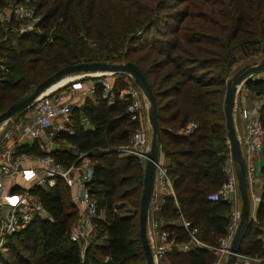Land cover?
<instances>
[{
	"label": "trees",
	"instance_id": "1",
	"mask_svg": "<svg viewBox=\"0 0 264 264\" xmlns=\"http://www.w3.org/2000/svg\"><path fill=\"white\" fill-rule=\"evenodd\" d=\"M116 1L125 3V21L119 28L114 29V36L109 35L104 44L99 41L100 47L112 49L120 58L134 48L133 43L141 38L144 31L149 36L153 33V38L161 37L159 42L163 45L156 47L163 55V66L171 65L174 69L171 74L167 72L164 82L172 77L178 79L164 86L162 91L156 90L149 71L130 60L146 75L155 98L157 99V95L161 93L168 99L162 104L156 102L160 125L159 147L172 178L178 205L173 204V197L170 194H163V201L159 206L162 218L160 228L166 229L175 241L189 240L188 230L196 228L195 234L201 241L215 245L226 231L231 201L211 197V194L227 180L225 161L228 150L220 136L212 135L219 131L221 124L210 116L216 114L215 107L219 104L217 95L220 93V87L225 84L228 71L226 69L237 61L238 57L234 54L235 49H238L237 44L247 41V38L241 35H253L251 43L257 42L258 37L264 39V0H213L208 9L203 6L209 3L198 4L196 10H189L186 13L183 9L180 15L183 16L182 19L177 17L174 24L166 22L165 26L158 27L155 23L159 20L160 14L156 6L152 8L150 5H144L135 10L129 4V0ZM145 1L147 4L150 0ZM167 1L178 6L185 0L164 2ZM3 2L4 0H0V5ZM95 7V0H54V3L42 13L40 24L37 25V29L43 31L37 34L39 37L36 47L17 49L9 43L7 36V38L2 36L3 31L0 29V58L4 57V60H0V109L1 102L7 99L8 94L4 89L9 86L8 83L12 81V86H15L17 80L26 81L29 77L28 71L35 70L40 60L42 67L38 70L55 71L68 63L111 59L110 50H106L105 54H99L77 35L81 29L85 31L92 29L91 19ZM188 17L219 25V28L226 32L220 36L192 29L189 33L179 36L177 32ZM55 19L57 32L48 36L46 23ZM168 20L170 19L166 21ZM183 28L189 30L187 27ZM138 29L142 30L141 33L138 35L135 33L130 37L132 32ZM161 35H164V38ZM211 39L216 40L218 49L224 46L225 53L222 56L214 49L204 48L203 51L207 52V55L200 57L192 50H184L182 46L183 41L192 46L193 43L196 45L200 43L199 41ZM42 44L49 52L44 63L37 54ZM175 50L187 53L182 58L174 52ZM21 56H27V67L23 66ZM214 64L217 70H212L211 66ZM24 68H27L26 72ZM37 74V70L33 72L32 81L36 80ZM109 79L111 89L106 96H103V86L95 83L94 94L86 97L80 106L74 107L73 131H59L56 134V139L66 140L75 152L65 147L51 151L56 161L64 165L75 161L82 153L92 160L89 190L102 216L94 220L90 240L81 250L79 245L69 238L76 207L70 200L68 186L58 181L46 189L38 187L33 191L42 201L46 216L34 218L27 226L7 236L8 248L4 252L0 250V264H129L134 260L139 261V264H145L138 231L137 208L143 166L137 156L120 155L112 149L119 143L127 144L131 131L136 129L140 122L131 119L126 113L129 98L119 97V89L124 84L122 76ZM245 86L256 94H264L262 78L247 80ZM167 107L174 108L163 116L161 110H166ZM220 109L222 112L223 109ZM81 114L87 116L90 126H83L79 119ZM258 116L264 128V103L258 108ZM193 118L195 126L189 133L178 131ZM21 149L43 153V150L35 145H25ZM262 153L264 159V135ZM262 173L263 181L257 208L240 244V253L243 254L257 256L264 254L259 227L264 222V170ZM125 200L134 206V209L137 208V211L119 213L115 207L119 204L118 201ZM182 218L189 222L187 227L183 225ZM167 255L171 258L172 264H211L214 259L210 249L197 245L186 251L174 246Z\"/></svg>",
	"mask_w": 264,
	"mask_h": 264
},
{
	"label": "built area",
	"instance_id": "2",
	"mask_svg": "<svg viewBox=\"0 0 264 264\" xmlns=\"http://www.w3.org/2000/svg\"><path fill=\"white\" fill-rule=\"evenodd\" d=\"M29 0L15 1L9 6V15L1 16L0 22L11 17L16 18L20 24L27 21L22 30H29L31 19L35 18V10L29 6ZM33 5V3H32ZM2 8H0L1 10ZM6 17V18H5ZM110 74L90 75L91 82L86 84L82 75H75L67 80L55 90L44 93L37 97L30 105V119H17L11 121L9 125L1 126L0 131V246L6 242L7 236L19 231L27 226L34 218L46 216L42 201L33 191L36 188L46 189L55 185L58 181L65 183L70 191V200L76 207V214L72 222L69 238L76 242L83 250L88 243L92 233L93 222L102 216L98 210L96 200L89 190V180L92 175V163L85 157L80 159L79 154L75 161L68 165L56 161L51 149L54 137L59 131L72 132V115L76 102L68 93L74 90H82L83 93L93 95L94 84L99 83L103 86V96L111 89ZM124 84L119 89V97L129 98L126 113L131 119L140 121L143 115L142 94L133 79L126 74L122 77ZM64 86V89L62 88ZM112 100H110L111 102ZM236 115V107H235ZM237 116L242 123L243 134H239L237 125L236 132L240 137L242 153L246 166L247 182H251L256 177V162L254 154L262 148L264 128L259 120L258 108L242 106L238 109ZM236 118V117H235ZM83 126H90L86 115L79 116ZM195 126L194 121H188L178 131L189 133ZM49 130H53L50 132ZM55 132V134H53ZM11 140V141H10ZM149 144L146 130L138 126L131 131L130 141L127 144L115 145L112 149L120 154H132L137 156L140 163L144 166L145 151ZM35 145L43 150V153H35L21 149L22 146ZM75 152V149L68 143V147ZM88 157V156H87ZM231 159V157H230ZM226 170V168H225ZM235 171V170H234ZM228 174L227 180L223 182L212 198H224L232 201L238 196L237 180L235 172ZM154 185L162 194H170L176 201L175 192L172 186V178L165 163H158L155 166ZM255 200L259 199L258 194L251 190ZM177 203V201H176ZM150 207V205H149ZM229 221L226 224V231L220 238L217 248L227 253L232 234L239 219V209H231ZM162 220L148 218V239L151 246L155 262H163L166 252L174 246L182 251L190 249L192 246H205L210 249L212 246L201 241L195 234L196 228L188 230L190 238L187 241H175L172 235L160 228ZM185 227L189 222L182 218ZM262 247L264 249V232L260 234ZM264 264V254L262 256L248 255L243 253L236 254L233 264Z\"/></svg>",
	"mask_w": 264,
	"mask_h": 264
},
{
	"label": "rangeland",
	"instance_id": "3",
	"mask_svg": "<svg viewBox=\"0 0 264 264\" xmlns=\"http://www.w3.org/2000/svg\"><path fill=\"white\" fill-rule=\"evenodd\" d=\"M15 1H22L24 2L25 0H4V2L0 5V8H2L0 10V14L1 16H8L9 15V5L14 3ZM30 4H28L29 6H31L32 8L34 7L35 10V18L31 19V21L29 22L31 24V27L29 30H22V28H25L23 25L25 23H27V21H23V24H20L19 21L14 18L11 17L9 20L5 19L4 21H1L0 23V29H2V36L7 38L9 40V43H11V45H13L14 47H16L17 49L23 47V48H27V47H36V42H38L37 37H39L37 34H39V32L43 31V29H37V25L40 24V20H41V15L42 13L54 3V0H45L46 2L44 3V0H29ZM88 1V0H86ZM165 0H150L147 4L145 0H129V4H131L134 9L136 10V8H142L144 5H150L152 8H154L156 6V10L159 12L160 14V18L157 21V23H155L158 26H165V23L167 22V24H174V20L177 19V17H180V19H182L183 16H180L182 13L181 11H183V9H185V13L186 11L189 12L190 11H194L197 9L198 4H208L209 5H204L203 7H205L206 9H208L211 6V3L213 0H185L182 1L181 3H179V5H175L173 3H168L164 2ZM96 2V7L93 11V17L91 19V24H92V29L90 31H85L84 29H81L78 31V36L81 37L82 40H84L86 42V44H88V46L92 47L94 49V51L99 52V54H105L107 51L106 50H110V53H112V57L111 59H107L105 61H109V62H124L126 60H133L134 62L138 63L144 70H146L147 72L149 71V75L150 78L153 79V82H155L154 84V89H158L160 91H162L161 89L164 88V86L166 85H170V83H172L175 80H178L177 77H172L169 80L165 81V76L167 74V72L169 74L172 73V70H174L172 68L171 65H167V66H163V55L160 54L159 49L156 46H162L163 44H161L160 38H153L152 35V30L151 33L152 35L149 36L147 35L146 31H144L141 34V38L137 39L134 43L133 46L134 48L131 49V51L122 56V57H118V54L114 51H112V49H107L103 46L100 47L99 45V41H102L103 44L105 43V41L108 39L109 35L114 36L115 28H119V25L125 21V9L126 6L123 4V2H117L116 0H95ZM158 2H160V4L158 5ZM180 2V1H179ZM33 3V5H32ZM42 3V4H41ZM41 4L40 8H38V6ZM134 10V12H135ZM5 17V18H6ZM173 17V18H172ZM130 18V17H129ZM170 19L168 21H166L167 19ZM179 19V18H178ZM56 19L54 21H47L45 28H47V34L48 36L55 34L57 32L55 25H56ZM25 22V23H24ZM166 24V25H167ZM183 27H187L189 30L184 29ZM201 30V31H205V32H210L211 34H219L220 36L224 35L226 31H222L218 26L212 25L210 23H205V22H200L196 19H193V17H188L186 18V20L183 21V23L181 24V28H179L178 30V35L182 36L183 33H189L190 30ZM140 31H142L141 29L135 30L134 32H132V34L130 35V37L133 34H139L141 33ZM222 31V32H220ZM22 34V36L20 35ZM145 34V35H144ZM7 36V37H6ZM21 36V38H19ZM154 36V35H153ZM162 38H164V35ZM243 38H247V41L237 44L238 49L234 51V54L238 57L237 61H235L233 64H231V66H229L227 72H226V78L225 80L227 81L228 78L231 77V75L236 72L241 66L248 64V63H252L254 61H259L260 59L264 58V39L261 37H258V41L257 42H253L251 43L253 38V35H246V34H242L241 35ZM122 38V37H121ZM171 38V37H169ZM207 41L210 42H214V43H208ZM200 43L196 44L193 43L192 46L188 45V43L184 42L182 43L183 49L185 50H192V52H196L198 54V56L202 57L207 55V52H204L203 49H214L216 50L215 52L218 54L220 53L221 56L222 54H224V46L222 45L221 49H218L217 45H216V40L212 41L211 40H205V41H199ZM223 42V40H222ZM236 42V41H234ZM122 46L125 47V45L123 44ZM123 49V48H122ZM174 52H176L177 54H179L182 58H184L185 54L187 52H180L175 50ZM41 58L42 61L44 63V59L49 55V52L47 50L44 49V44L41 45L40 50L38 51V53ZM117 54V55H116ZM219 54V55H220ZM2 59L4 60V57H2ZM0 58V60H2ZM22 62H23V66L27 67V56H21ZM41 64V60L39 61L37 67L35 68V70L33 71H28V75L29 77H27L26 81H16V85H13V82H9V86H7L4 90L5 92L8 94L7 95V99L1 102V109L0 112L12 101L17 100L21 97H23L24 95H26L28 92H30L33 87L36 85V83L41 80L42 78H44L46 75L52 73L54 70H38L40 67H42ZM212 67V70H217L216 65L214 64ZM210 67V68H211ZM27 68H24V71L26 72ZM38 71V74L35 76L36 80L32 81L33 78V72ZM203 70V69H202ZM206 71V70H205ZM195 72H197V70H195ZM264 70L258 72V73H262L263 74ZM91 72H85V73H76V74H68V75H79V74H84L82 75V79L84 80V82L86 84L89 83L90 79L93 76H90ZM122 76H126L125 73H121V72H114L110 74V77H115L118 76L119 77ZM67 75H65L66 77ZM64 77V76H63ZM16 78V77H15ZM17 79V78H16ZM29 81V85L27 86V82ZM225 81V83H226ZM225 84H223L220 87V93L219 95H217V100L219 102V104L216 105L215 109H216V114L215 115H211L210 118H214L216 121L220 122L221 127L219 128V131H217L216 133H213L212 135H218L220 136V138L223 140L222 143L225 144L227 147L226 149L228 150L227 152V159L225 161V166L227 167V165L231 164L230 166V172L233 173V171L235 170L236 164L234 163L233 160L230 159V152H229V142H228V138L226 135V128L224 125V117H223V110L221 112V109H223V99H224V93H225ZM243 88H245V85H242ZM62 88L64 89V86H62ZM167 88V87H165ZM142 94V93H141ZM241 94H244L243 91H241ZM69 96H72L73 99L76 102V106H80L83 101L85 100V95L86 93H83L82 90H74L72 92L68 93ZM239 96H238V103H239ZM142 99V104H143V114L144 116L146 115V110H145V104H146V100L145 98L141 97ZM167 99V97H165L163 94L160 93V95H157V99L156 102L157 104H162L163 102H165ZM170 106V105H169ZM31 106H28L27 108H25L24 110L15 113L14 115H12L6 122V124H4V122L0 125L1 126L4 124V127L9 125L11 121H16L17 119H30V113H31ZM174 107H172L171 109H168V107L166 108V110L162 109L161 110V114L163 116H166L167 114H169L171 112V110H173ZM237 108V105H236ZM220 111V112H219ZM235 112V111H234ZM238 113V109H236V115H235V120H236V125L239 123V119L237 116ZM189 121H194L195 119H190ZM140 126H142L143 128H145L146 130V134L147 137L150 138V127L147 123V118L144 117L143 120L140 121ZM239 125V124H238ZM169 126V124L167 125ZM170 127V126H169ZM1 131V129H0ZM50 132H53V130H49ZM239 131V130H238ZM55 134V132L53 133ZM215 140V139H214ZM121 144V143H119ZM51 145V149H49V151L51 152L52 150L56 149V148H63V147H68V142L64 139H56V136L54 137L52 143H50ZM42 150H46V149H42ZM47 151V150H46ZM82 157L80 159H82L84 156V154L81 155ZM86 158L88 159L87 161L89 163H92V160L86 156ZM158 159H161L160 154H158ZM227 162V163H226ZM228 165V167H229ZM143 166V165H142ZM225 167V168H226ZM235 172V171H234ZM256 190L255 193H259L260 190V184H255ZM69 190V188H68ZM69 196H70V191H69ZM248 196H249V206H250V214L253 216L254 215V207L257 203V200H255L253 198V195L251 194V190H248ZM152 197V196H151ZM237 198V204L235 206V209H239L240 207V198H239V194L236 197ZM151 202V201H150ZM119 204L116 205L115 209L118 210L119 213L121 214H127V213H131L133 211H137V208L134 209V206H132L130 203H128L126 200L125 201H118ZM261 232H264V222L261 223L259 225ZM135 231L137 232V227L135 228ZM92 236H89L88 241L90 240ZM223 236V235H222ZM132 237H134L132 235ZM220 239L218 241L217 244L215 245H210L212 246L210 248V250L213 252L214 254V259L211 262V264H222L226 258V255L224 254V251H221L217 248V246L219 245ZM206 243V242H205ZM208 244V243H207ZM5 245L7 246V243H5ZM6 249V248H5ZM171 258L167 255L166 258L164 259L163 262H157V264H172L171 263ZM129 264H139V261L134 260V261H130Z\"/></svg>",
	"mask_w": 264,
	"mask_h": 264
},
{
	"label": "water",
	"instance_id": "4",
	"mask_svg": "<svg viewBox=\"0 0 264 264\" xmlns=\"http://www.w3.org/2000/svg\"><path fill=\"white\" fill-rule=\"evenodd\" d=\"M262 70H264V58L241 66L231 75L230 78L227 79L225 83L226 87L223 99V112L225 117L226 135L229 142L230 157L236 164L235 176L240 198V207L238 223L231 236L227 247L226 258L222 264L234 263L236 254L240 252L241 241L247 233L250 220L253 217L250 214L246 166L242 153L240 137L236 132L237 125L234 111L236 107V95L240 87L245 84L247 80L261 79L257 76V74ZM88 71H110V73L121 72L128 74L136 83L146 100V118L151 133L149 144L145 151V162L143 166L142 187L138 206V231L145 258V264H156L147 235V227L149 205L154 188L155 166L158 163L160 125L158 121L157 104L154 92L152 91L146 75L135 63L130 60H126L124 62L92 60L65 64L37 82L33 89L26 95L14 100L4 110H2L0 112V123L7 121L15 113L30 106L37 97L44 94V91H46V89L59 78L68 74L85 73ZM256 208L257 204L254 209V213Z\"/></svg>",
	"mask_w": 264,
	"mask_h": 264
},
{
	"label": "crops",
	"instance_id": "5",
	"mask_svg": "<svg viewBox=\"0 0 264 264\" xmlns=\"http://www.w3.org/2000/svg\"><path fill=\"white\" fill-rule=\"evenodd\" d=\"M257 76H259L260 78L264 79V72H263V74L262 73L261 74L258 73ZM89 82H91V79H90ZM241 91H243L244 94H241ZM88 96L90 97L91 95L86 94L85 95V98L88 97ZM238 96L240 97L239 98V103H238ZM262 103H264V94H256V93L252 92L250 89H248L246 86H245V88H243L241 86L240 89L237 92L236 102H235V104L237 105V108L236 109H239L242 106L257 107V108H259V106ZM144 117H146V115L144 116V114H143L141 120H143ZM238 124H239L238 128L240 127L239 128V134L242 135L243 132H244L243 131V128H242V125H241L242 123L239 121ZM118 154H120V153H118ZM158 154H160V156H161V159H158L159 162L160 163H165V160L163 158V154H162V151H161L160 147H159V153ZM120 155H123V154H120ZM254 161L256 162V177H255V179L253 181H251V182L248 183V190L250 189V190L255 191L256 190L255 184H260L259 193H256V194H258V196H260V193H261V185H262V181H263V173L262 172L264 170V159H263L262 148L260 150H258L257 152H255V154H254ZM228 165H227V167L226 166L225 167H226V170H227L228 174H230L231 173L230 172V166H231V164L229 165V167H228ZM258 200L259 199H257V202H258ZM162 201H163V194L160 193V191L158 190L157 186L154 185L153 192H152V197H151V202H150V207H149V211H148V218H149V220H151L152 218L153 219L162 220V218L160 217V214H159V206H160V204H161ZM176 201H177V203H176ZM176 201L173 199V204L175 206L178 205L177 198H176ZM237 202H238L237 201V198H234L231 201V209H235V206H236ZM256 204H258V203H256ZM255 207H256V205H255ZM255 207H254V209H255ZM253 212H254V210H253ZM161 223H162V221H161ZM5 243H7V241L4 242L3 244H1V246H0V250L2 252L6 251L7 248H8V246H6ZM167 253L168 252H166V256H167Z\"/></svg>",
	"mask_w": 264,
	"mask_h": 264
},
{
	"label": "bare ground",
	"instance_id": "6",
	"mask_svg": "<svg viewBox=\"0 0 264 264\" xmlns=\"http://www.w3.org/2000/svg\"><path fill=\"white\" fill-rule=\"evenodd\" d=\"M88 72H91V73H88L90 75H103V74H108L110 73V71H88ZM73 76L75 75H67L66 77H61L59 78L58 80H56L55 82H53L47 89L46 91H44V93H49L53 90H55L56 88L60 87L62 84H64L67 80H69L70 78H72ZM3 122L0 123V125L2 124Z\"/></svg>",
	"mask_w": 264,
	"mask_h": 264
}]
</instances>
